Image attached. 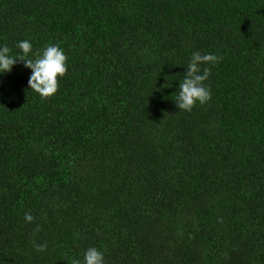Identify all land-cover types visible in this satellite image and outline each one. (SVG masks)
Returning a JSON list of instances; mask_svg holds the SVG:
<instances>
[{
	"label": "trees",
	"instance_id": "trees-1",
	"mask_svg": "<svg viewBox=\"0 0 264 264\" xmlns=\"http://www.w3.org/2000/svg\"><path fill=\"white\" fill-rule=\"evenodd\" d=\"M22 40L68 70L0 75V264H264V0H0ZM196 51L211 99L180 110Z\"/></svg>",
	"mask_w": 264,
	"mask_h": 264
},
{
	"label": "clouds",
	"instance_id": "clouds-1",
	"mask_svg": "<svg viewBox=\"0 0 264 264\" xmlns=\"http://www.w3.org/2000/svg\"><path fill=\"white\" fill-rule=\"evenodd\" d=\"M22 51V56L12 55L7 44L0 45V75L11 73L18 61H23L26 68L31 70L28 86L42 97H49L57 93L59 78L63 77L67 68V56L59 44H49L39 52L32 55L33 45L29 40H22L17 44ZM220 57L213 53L201 54L196 51L187 63V70L179 84V93L175 103L180 110L191 111L199 102L204 104L211 99V91L205 85L209 79L211 70L209 67H201L216 63ZM165 87V85H164ZM25 220L32 222L31 213L25 214ZM38 251H44L45 245H35ZM73 264H105L104 253L96 248L89 247L84 251L82 259H77Z\"/></svg>",
	"mask_w": 264,
	"mask_h": 264
}]
</instances>
